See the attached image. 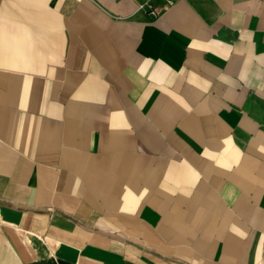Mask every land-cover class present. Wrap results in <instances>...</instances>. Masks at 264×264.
<instances>
[{"label": "crops", "instance_id": "crops-1", "mask_svg": "<svg viewBox=\"0 0 264 264\" xmlns=\"http://www.w3.org/2000/svg\"><path fill=\"white\" fill-rule=\"evenodd\" d=\"M0 0V264H264V0Z\"/></svg>", "mask_w": 264, "mask_h": 264}, {"label": "built area", "instance_id": "built-area-1", "mask_svg": "<svg viewBox=\"0 0 264 264\" xmlns=\"http://www.w3.org/2000/svg\"><path fill=\"white\" fill-rule=\"evenodd\" d=\"M146 4L145 6H147L149 9H152L151 11L155 12V9H153V4H152V0H145ZM0 223H1V219H0Z\"/></svg>", "mask_w": 264, "mask_h": 264}]
</instances>
